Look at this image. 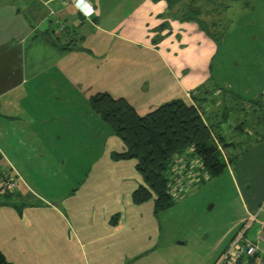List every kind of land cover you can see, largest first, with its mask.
Instances as JSON below:
<instances>
[{
    "label": "crops",
    "instance_id": "0c3cea01",
    "mask_svg": "<svg viewBox=\"0 0 264 264\" xmlns=\"http://www.w3.org/2000/svg\"><path fill=\"white\" fill-rule=\"evenodd\" d=\"M180 8L170 9L166 0H81L79 8L64 0H0V152L4 167L11 164L21 176L16 193L27 203L21 213L13 204L0 205V251L7 261L158 259L162 221L154 198L133 201L145 184L137 160L112 157L127 147L91 108L92 96L126 98L145 115L171 99L192 103L191 93L203 86L216 88L215 97L220 88L243 100H258L261 93L248 97L218 75L220 43L197 22L174 17L182 15ZM164 23L169 26L158 30ZM56 37L77 43L62 49ZM239 117L244 114L238 111ZM236 170L243 192L250 175L264 176L263 147L241 157ZM256 185L245 195L238 230L253 216L251 228L262 230L264 181Z\"/></svg>",
    "mask_w": 264,
    "mask_h": 264
},
{
    "label": "rangeland",
    "instance_id": "374dc122",
    "mask_svg": "<svg viewBox=\"0 0 264 264\" xmlns=\"http://www.w3.org/2000/svg\"><path fill=\"white\" fill-rule=\"evenodd\" d=\"M191 1L202 10V18L220 38L221 52L215 62V71L219 76L223 74L225 81L230 80L239 90L249 93L248 97L254 98L253 95L261 92L258 97L262 98L264 0H178L173 10L181 6L185 8ZM237 117L238 112L232 111L229 120L222 124V133L227 140H235L239 144V148H224L225 154L244 152L228 165L236 176L227 167L222 174L209 177L176 199L171 208L158 213L162 221L158 262L154 257L149 264H215L222 249L238 230L237 225L245 214L244 201L246 193L251 190L249 186L256 187V182L264 181V176L250 175L252 180L249 176L250 180L245 185L241 183L242 192L236 180L239 177L236 170L238 162L257 145L264 149V143L258 134L252 136V128L236 130L243 116ZM215 137L222 145L217 135ZM259 228L255 224L249 236L256 237Z\"/></svg>",
    "mask_w": 264,
    "mask_h": 264
},
{
    "label": "trees",
    "instance_id": "16d2710c",
    "mask_svg": "<svg viewBox=\"0 0 264 264\" xmlns=\"http://www.w3.org/2000/svg\"><path fill=\"white\" fill-rule=\"evenodd\" d=\"M157 1V0H156ZM170 9H174L178 0H166ZM181 11V8H179ZM178 10V12H179ZM183 13L173 14L183 21H195L200 28L218 44L221 42L218 34L213 32L202 18V10L194 6V1L182 7ZM215 24V22H214ZM169 26L164 23L158 30ZM155 37V41L162 39ZM54 42L62 49H70L75 45V39L68 44H61L62 39L56 37ZM214 89L200 87L191 93L192 103L182 98L166 101L145 115H140L136 108L126 98H115L108 92L97 93L90 100L91 108L99 114L126 145V151L112 153L114 159H136L137 170L143 176L145 184L133 192V201L144 203L154 198L155 213L171 208L176 199L170 194L171 168L175 155L200 157L211 177L222 174L241 154L231 153L224 157L219 150L213 135L222 142L223 148L229 150L232 146L239 148L234 140H227L222 133V124L227 122L232 111L240 105L237 112L244 114L236 130L244 131L251 125L262 141L264 130V100H243L234 90L220 88L222 95L215 97ZM227 95L234 98V104L229 105ZM219 105V110H210V106ZM235 109V110H234ZM219 119V120H217ZM194 148L192 152L189 150ZM19 193L0 194V205L13 204L21 213L26 202ZM0 264H12L0 251Z\"/></svg>",
    "mask_w": 264,
    "mask_h": 264
},
{
    "label": "built area",
    "instance_id": "2783aa9c",
    "mask_svg": "<svg viewBox=\"0 0 264 264\" xmlns=\"http://www.w3.org/2000/svg\"><path fill=\"white\" fill-rule=\"evenodd\" d=\"M65 3L75 4L74 0H64ZM81 1V0H80ZM76 5V4H75ZM219 150L226 158L225 150L219 140L213 135ZM194 148L189 151L192 152ZM5 157L0 152V194L14 193L19 189L21 176L9 164L4 167ZM210 176L203 160L196 156L175 155L171 168L170 194L178 199L191 192ZM255 216L249 218L235 233L229 245L223 250L215 264H264V220L261 231L255 238L249 236Z\"/></svg>",
    "mask_w": 264,
    "mask_h": 264
},
{
    "label": "clouds",
    "instance_id": "9594fccd",
    "mask_svg": "<svg viewBox=\"0 0 264 264\" xmlns=\"http://www.w3.org/2000/svg\"><path fill=\"white\" fill-rule=\"evenodd\" d=\"M74 2H75V4H76V7H80V0H74ZM91 11H92V9L91 8H89V10H88V12L86 13V15H89V14H91Z\"/></svg>",
    "mask_w": 264,
    "mask_h": 264
},
{
    "label": "water",
    "instance_id": "95a60500",
    "mask_svg": "<svg viewBox=\"0 0 264 264\" xmlns=\"http://www.w3.org/2000/svg\"><path fill=\"white\" fill-rule=\"evenodd\" d=\"M262 141H263V143H264V130H263V132H262Z\"/></svg>",
    "mask_w": 264,
    "mask_h": 264
}]
</instances>
